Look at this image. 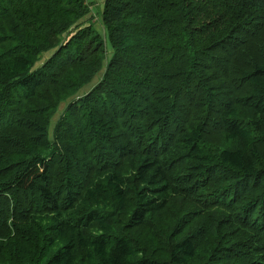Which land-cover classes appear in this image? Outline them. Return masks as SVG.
Segmentation results:
<instances>
[{
  "label": "trees",
  "instance_id": "16d2710c",
  "mask_svg": "<svg viewBox=\"0 0 264 264\" xmlns=\"http://www.w3.org/2000/svg\"><path fill=\"white\" fill-rule=\"evenodd\" d=\"M89 10L0 0V264H159L128 233L171 201L167 264L212 221L207 264H264V0Z\"/></svg>",
  "mask_w": 264,
  "mask_h": 264
},
{
  "label": "rangeland",
  "instance_id": "374dc122",
  "mask_svg": "<svg viewBox=\"0 0 264 264\" xmlns=\"http://www.w3.org/2000/svg\"><path fill=\"white\" fill-rule=\"evenodd\" d=\"M87 4L90 10L88 15L83 18V24L90 23L103 37L104 32L101 24V10L103 8L104 0H87ZM67 20H69V18ZM108 48V52L110 53V47L108 46ZM47 57L48 55L43 56L41 58V62H43ZM85 90L86 89H83L81 92H84ZM217 177L219 180L224 179L223 176ZM229 201H232L231 197L229 198ZM189 212H191V208L189 209L186 204L180 203V201H178V203L171 201L166 208V211L155 216L152 215L153 217L151 216L152 220L151 222L149 221V224H147V228L145 225L130 228V233L128 234L133 238V241L137 243L140 251H142V255H146L145 257H147L148 260H153L159 264H167V250L176 237V240L179 239L182 236V233L187 234L189 233L187 230H192L194 227L197 233L201 232L199 227L203 225L202 220H193V222L190 223L191 226L184 229L182 232L180 230L181 228L177 227L181 219L185 217V213ZM212 223H214V221L211 222L209 229L205 228L203 230V235L205 236L199 237L200 243L197 248L196 257L189 264L208 263V256L212 254V247L218 240L217 231L214 230V224ZM227 230L230 229L227 228ZM227 230L224 231L228 232ZM15 245L16 244L11 243L9 247L11 248ZM30 247L31 246H28L27 248V254H31Z\"/></svg>",
  "mask_w": 264,
  "mask_h": 264
},
{
  "label": "bare ground",
  "instance_id": "6f19581e",
  "mask_svg": "<svg viewBox=\"0 0 264 264\" xmlns=\"http://www.w3.org/2000/svg\"><path fill=\"white\" fill-rule=\"evenodd\" d=\"M4 62V61H3ZM72 80V79H71ZM70 83V82H69ZM69 85V84H68ZM64 89H67V88H64ZM43 91V90H42ZM61 91V90H60ZM68 91V90H67ZM66 91V92H67ZM62 92V91H61ZM43 93V92H42ZM68 93V92H67ZM69 95V94H68ZM58 97V96H57ZM59 98V97H58ZM61 99V98H60ZM3 106V105H2ZM6 114V113H5ZM15 153V152H14ZM136 182V181H135ZM137 182H139V181H137ZM133 193V192H132ZM128 196V195H127ZM132 197V196H131ZM131 206V205H130ZM197 208V207H196ZM90 211V210H89Z\"/></svg>",
  "mask_w": 264,
  "mask_h": 264
}]
</instances>
